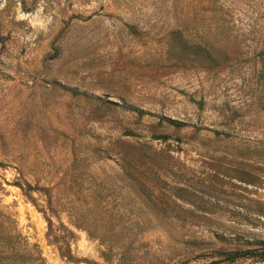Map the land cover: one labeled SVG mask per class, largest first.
<instances>
[{
	"label": "rangeland",
	"instance_id": "1",
	"mask_svg": "<svg viewBox=\"0 0 264 264\" xmlns=\"http://www.w3.org/2000/svg\"><path fill=\"white\" fill-rule=\"evenodd\" d=\"M0 210V264L264 241V0H0Z\"/></svg>",
	"mask_w": 264,
	"mask_h": 264
},
{
	"label": "trees",
	"instance_id": "2",
	"mask_svg": "<svg viewBox=\"0 0 264 264\" xmlns=\"http://www.w3.org/2000/svg\"><path fill=\"white\" fill-rule=\"evenodd\" d=\"M169 122L173 124H181L177 121L169 120ZM10 223H11V227H10ZM12 223H14V220L10 217V215L0 210V260H7L14 253H18L19 251L22 250L21 249L22 246L17 245L21 238V235L19 232L16 231L14 227L12 228ZM26 244H27L26 241H24L23 247L26 248L27 247ZM23 253L29 254L28 251L27 252L25 251ZM219 253L222 254L221 259L211 260L207 264H215L216 262L221 260L234 261L237 258L249 257V256H256L259 260L264 261V241L260 242L255 247L224 250V251H219ZM177 264H181V263H177Z\"/></svg>",
	"mask_w": 264,
	"mask_h": 264
}]
</instances>
